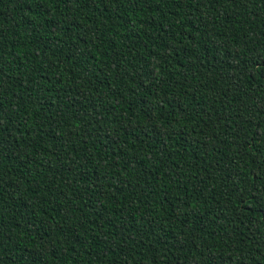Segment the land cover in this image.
<instances>
[{"label": "trees", "instance_id": "trees-1", "mask_svg": "<svg viewBox=\"0 0 264 264\" xmlns=\"http://www.w3.org/2000/svg\"><path fill=\"white\" fill-rule=\"evenodd\" d=\"M0 264H264V0H0Z\"/></svg>", "mask_w": 264, "mask_h": 264}]
</instances>
